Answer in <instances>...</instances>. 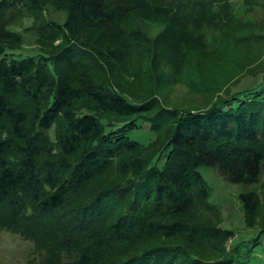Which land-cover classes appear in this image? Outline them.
I'll return each mask as SVG.
<instances>
[{
  "label": "trees",
  "instance_id": "16d2710c",
  "mask_svg": "<svg viewBox=\"0 0 264 264\" xmlns=\"http://www.w3.org/2000/svg\"><path fill=\"white\" fill-rule=\"evenodd\" d=\"M233 2L0 0V230L44 264H264V74L236 87L264 24ZM176 81L206 103L166 107ZM202 166L243 188L244 227L212 216Z\"/></svg>",
  "mask_w": 264,
  "mask_h": 264
},
{
  "label": "rangeland",
  "instance_id": "374dc122",
  "mask_svg": "<svg viewBox=\"0 0 264 264\" xmlns=\"http://www.w3.org/2000/svg\"><path fill=\"white\" fill-rule=\"evenodd\" d=\"M254 3L256 4L250 6L244 4L242 0H235V3L233 2V8L236 10L235 16L252 21L255 26L261 29L259 24H264V0H255ZM46 7L48 9L46 14L52 20L58 23L64 22L67 17V13L64 10L54 7L52 3L47 4ZM30 24L29 20L24 21L25 27L30 26ZM166 25L164 22L146 23L144 27L149 35L156 38L158 34H161L165 30ZM24 38L26 48L29 49L28 51H36L34 50L36 46L32 32H26ZM214 65L217 68V64L215 63ZM258 69L264 70V55ZM257 73L244 77L236 87L245 88L257 83L264 72ZM259 88L264 89V81L261 82ZM159 97L162 103L169 108H197L202 107L206 103V100L202 96L191 93L186 85L180 81L163 84ZM200 172L211 188L209 202L213 205L214 209L212 210L214 212L212 216L219 218L221 224L226 227H233L235 229L244 227V210L242 204L237 199L243 188L224 181L213 167L202 166L200 167ZM198 210L202 215H205V213L209 214L207 211L205 212L206 209L203 207ZM0 264H44V261L42 260V255L37 251L34 242L23 238L18 233L0 230Z\"/></svg>",
  "mask_w": 264,
  "mask_h": 264
}]
</instances>
